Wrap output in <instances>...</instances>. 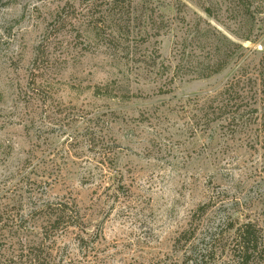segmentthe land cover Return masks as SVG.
<instances>
[{"label":"rangeland","instance_id":"obj_1","mask_svg":"<svg viewBox=\"0 0 264 264\" xmlns=\"http://www.w3.org/2000/svg\"><path fill=\"white\" fill-rule=\"evenodd\" d=\"M90 1L0 0L1 211L75 209L57 239L55 263L69 264H181L175 240L205 204L201 231L226 218L264 229L260 139L230 135L224 122L206 128L195 104L257 65L264 0H124L115 13L98 0L97 17L118 40L135 39L129 48L96 45ZM218 59L220 73L190 74ZM33 66L49 95L26 107ZM39 225L28 218L26 243H39Z\"/></svg>","mask_w":264,"mask_h":264},{"label":"trees","instance_id":"obj_2","mask_svg":"<svg viewBox=\"0 0 264 264\" xmlns=\"http://www.w3.org/2000/svg\"><path fill=\"white\" fill-rule=\"evenodd\" d=\"M98 4H100L98 0H91L90 9L86 11L87 17L93 23V40L97 43L96 45L105 43L108 48H119L121 47L120 43L126 44L127 48L131 44L136 46L135 39L118 40V36H122L119 28L108 32L109 27L105 25L107 18L97 17L101 13V9L98 8L102 6ZM108 4L111 9H108L109 12L123 11L124 0H110ZM129 11H127V17L130 16ZM76 21L81 25L80 19L76 18ZM128 26L126 27L127 34L130 33ZM244 40L248 41L249 39ZM236 48L242 53L241 45H237ZM134 54H131L130 58H134ZM109 58L112 61L117 59L114 55ZM60 59L67 63L66 65L74 60L71 57L70 60L65 57ZM37 61L34 59V63ZM225 67L226 60L218 59L205 66L201 64L191 71H196L195 73L190 74H194L196 79H208L220 73ZM32 68L34 70H32V79L28 84L29 95H27L28 100L25 101L27 102L26 107L29 102H41V104L43 102L44 104L46 100L44 96L49 95V92L46 93L48 91L46 79L41 80L38 85L35 84L36 80L40 81V78L45 76L39 71L41 67L33 66ZM180 68V66L175 68L169 79V84L173 83L175 77L182 71ZM35 70L38 73H35ZM168 93L169 90H165L160 94ZM197 103L200 104V109L203 111V126L207 128L215 122H224L225 129L230 135L239 133L251 137L253 133L257 139H260V144L262 143L261 146L264 148V52L256 66L241 67L237 74L215 94V97L195 101V104ZM50 107L53 108L51 102L48 108ZM75 109L72 107L71 112ZM208 206L205 204L198 208L192 215L188 229L180 233L175 240L174 247L182 254L181 264H264V229L250 221L235 225L230 218H226L219 224V230L208 228L205 232L201 231V227L197 223H200V218L207 212ZM20 207L24 211L23 207L25 206L21 201ZM14 208L15 206H12L11 209ZM30 208L31 211L26 217L23 213L13 216L11 209L5 211L0 209V264H69L71 259L65 263L60 262L59 259L60 263H55L58 256L57 239L61 238L68 230L70 224H75L77 211L69 208L66 204L48 202L40 207L32 204ZM28 218L40 223L38 227L40 237L37 244H29L24 241L23 231L26 229ZM173 264L179 263L175 261Z\"/></svg>","mask_w":264,"mask_h":264}]
</instances>
